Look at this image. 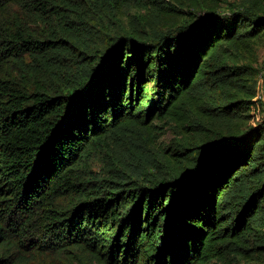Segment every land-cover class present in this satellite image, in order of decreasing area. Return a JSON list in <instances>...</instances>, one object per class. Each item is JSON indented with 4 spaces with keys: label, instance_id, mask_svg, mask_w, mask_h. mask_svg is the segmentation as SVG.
I'll list each match as a JSON object with an SVG mask.
<instances>
[{
    "label": "trees",
    "instance_id": "16d2710c",
    "mask_svg": "<svg viewBox=\"0 0 264 264\" xmlns=\"http://www.w3.org/2000/svg\"><path fill=\"white\" fill-rule=\"evenodd\" d=\"M260 47L264 0H0V264L264 262Z\"/></svg>",
    "mask_w": 264,
    "mask_h": 264
},
{
    "label": "rangeland",
    "instance_id": "374dc122",
    "mask_svg": "<svg viewBox=\"0 0 264 264\" xmlns=\"http://www.w3.org/2000/svg\"><path fill=\"white\" fill-rule=\"evenodd\" d=\"M47 29V28H46ZM257 57H258V62L257 65L259 67L264 66V48L260 47L257 50ZM26 61H29V57H25ZM264 67L262 68V72L258 74L256 77V88L258 91V97L260 98L261 104L260 109L261 112L264 113ZM262 94V97L260 95ZM154 124H157L159 126H167L165 129L162 128H155L154 132L155 135H157V142L154 145L153 150H145V147L147 145H144V141L140 140L138 141L139 147L136 150V160L139 159H144L145 161L142 162V164H148L152 162L153 157L157 158L160 157V150L165 146L170 144L174 138H175V128L171 127V125L166 124L165 122L156 120L154 121ZM170 127V128H168ZM165 132L162 134L161 132ZM135 135L134 133L130 131H126L124 136H118V137H112L109 142L112 144L114 152H113V157H108L104 155V152H96L97 154L95 156H92L91 158L89 157L87 159V170L96 175L97 179H113L116 177V174H120V170L122 169V165L120 164L119 159L120 158H126L130 162L126 167V170L137 173L138 171V166H135L134 164L137 163L135 162V156H133L130 153V149H128L127 141L130 139V136ZM143 137H146V132L143 130ZM145 165V166H146ZM252 255V252L249 251L245 253L246 258L242 257L239 255L237 252H231L230 255H228L227 259L225 262L221 261H214L211 264H264V262H259L257 260H251L249 257ZM31 263V261H30ZM34 264H55V262L49 258L45 259L40 257L39 259H36L34 261Z\"/></svg>",
    "mask_w": 264,
    "mask_h": 264
},
{
    "label": "built area",
    "instance_id": "2783aa9c",
    "mask_svg": "<svg viewBox=\"0 0 264 264\" xmlns=\"http://www.w3.org/2000/svg\"><path fill=\"white\" fill-rule=\"evenodd\" d=\"M261 74H264V71H263V73H261ZM263 76H264V75H263ZM260 96H262V94H261ZM263 97H264V95H263Z\"/></svg>",
    "mask_w": 264,
    "mask_h": 264
}]
</instances>
